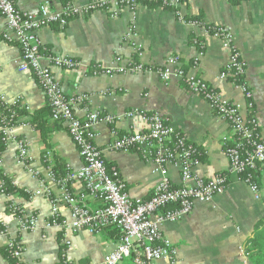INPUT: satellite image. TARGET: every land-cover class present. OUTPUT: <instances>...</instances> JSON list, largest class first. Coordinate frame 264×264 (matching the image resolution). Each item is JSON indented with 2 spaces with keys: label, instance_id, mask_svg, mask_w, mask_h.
Listing matches in <instances>:
<instances>
[{
  "label": "crops",
  "instance_id": "1",
  "mask_svg": "<svg viewBox=\"0 0 264 264\" xmlns=\"http://www.w3.org/2000/svg\"><path fill=\"white\" fill-rule=\"evenodd\" d=\"M73 1L77 6H85L92 0ZM45 3L54 10L63 6V0H16L18 9L30 13ZM189 19H199L203 25H193ZM133 23L136 30L129 38ZM211 26L225 27L234 37V45L246 63V81L253 92L254 114L264 140V0H185L178 9L140 5L135 13L123 10L117 18L96 12L72 20L65 29L48 27L39 32L46 48L45 56L72 58L82 65L80 69L66 70L53 67L48 57L42 60L44 66L52 68L67 98L86 99V103L75 110L77 117L84 119L95 112L117 118L114 126L105 123L97 126L95 142L103 150L107 164L118 169L133 199H149L162 177L155 172L153 163L145 162L138 154L110 149L115 139L113 130L118 136L145 133L148 124L141 113L160 114L201 150L204 157L193 172L206 179L228 170L223 139L232 138L233 133L229 124L216 117L203 98L192 94L178 79L165 83L156 72L113 76H94L91 72L99 66L103 69L118 67L114 64L118 57L122 58L123 65L154 67H161L169 58L177 57L187 75L204 80L223 97L240 104L243 113L248 114V101L241 90L229 79L221 78L229 54L222 41L208 33ZM6 32L5 20L0 15V97L8 103L19 101L30 115L49 109L36 78L19 71L22 52L19 46L4 40ZM198 39L204 42V53L194 44ZM194 60L198 61L197 68L191 65ZM131 112L139 114L128 116ZM29 120L30 116H24L12 129V134L28 145V167L19 161L16 143H8L0 169L15 187L34 193L39 190L35 174H45L43 157L46 153H51L53 166L57 158L63 165L80 170L83 161L65 124L50 120L52 132L47 146L41 132L34 129ZM168 177L174 186L181 185L179 167L170 168ZM258 185L259 199L241 177L233 175L227 190L210 204L196 203L192 214L181 222L164 224V237L178 249V264H245L247 242L264 219V173L258 178ZM72 190L76 196L84 195V187L79 182L72 184ZM84 202L92 210L101 207L100 202L91 197ZM12 205L20 207L27 215L38 216L43 223L50 219V202L44 197L26 199L0 195V264H10L3 251L9 236L18 234V221L10 211ZM60 212L65 219H71L67 205H60ZM3 228L8 229L7 236L1 233ZM119 235L121 233H115L114 229L98 234L81 231L72 237L70 258L78 264L101 262L117 247ZM21 239L26 249L23 264H60L61 237L57 230L41 229L25 233Z\"/></svg>",
  "mask_w": 264,
  "mask_h": 264
},
{
  "label": "built area",
  "instance_id": "2",
  "mask_svg": "<svg viewBox=\"0 0 264 264\" xmlns=\"http://www.w3.org/2000/svg\"><path fill=\"white\" fill-rule=\"evenodd\" d=\"M185 0H92L85 6H77L73 0H63L60 10H54L49 3L42 4L36 12H24L18 9L16 0H0V15L6 23L7 32L4 40L19 46L22 52L20 72L32 74L52 109V119L67 126L69 136L77 147L83 161L80 170L66 166V175L58 178L53 169L51 153H46L45 174L35 176L39 179V190L30 193V198L41 196L50 202V219L41 222L38 216L27 215L16 206H10V211L18 221V234L9 236L5 249L18 264H23L25 247L21 236L25 233H35L39 230L55 229L61 237L60 264H78L70 258L73 249L72 237L88 231L98 234L108 228H116L121 237L117 247L108 253L101 262L88 264H178V249L166 239L162 226L167 223H179L192 214L196 203L210 204L218 195L227 190L233 175L241 177L259 199V185L250 172L260 169L264 173V140L260 132V124L254 114L255 104L253 92L246 81V63L234 45V37L225 27L211 26L208 33L222 41L223 48L229 54L226 66L227 72H222L221 78H243L233 85L243 93L248 101L249 113H243V107L223 97L218 90L200 78L187 75L177 57L169 58L161 67L144 66L128 63L123 65L121 57L116 58V68L103 69L100 66L92 72L98 76L116 73L138 74L156 72L165 83L173 79L182 81L194 95L203 98L216 117L226 121L233 133L232 138H224L225 154L229 160L226 172L206 179L194 174V168L199 165L195 159L198 148L189 141L187 136L173 127L158 113H141L148 124L145 133H126L118 136L113 130L114 142L110 149L118 152L136 153L145 162L155 166V172L162 177L152 196L145 199H133L129 196L127 184L116 167H110L103 156V150L96 145L95 129L101 123L114 126L117 118L111 115L100 116L90 112L84 119L77 117L75 110L86 103L83 97L67 98L56 81L51 67L43 65L46 48L39 38V32L44 28L58 27L65 29L77 18L89 16L96 12L108 13L111 18L119 17L121 11L130 10L135 13L140 5L158 4L160 7L178 9ZM228 2L241 0H223ZM201 26L200 22H192ZM127 37L134 35L136 25L133 23ZM141 49L140 47L138 48ZM53 67L66 70H76L82 67L80 61L67 57H48ZM198 67V61L191 64ZM1 98V97H0ZM6 105H16L19 101ZM139 114L131 112L128 116ZM1 134L8 143H16L18 159L22 164L29 165V149L26 142L18 140L11 127L0 117ZM179 167L181 185L174 186L170 181L169 169ZM79 182L84 187V195L76 196L72 184ZM2 189V182L0 181ZM1 195L6 196L2 191ZM98 200L101 207L92 210L84 202L85 198ZM60 205H67L71 210V219H65L60 212ZM1 233L9 234L7 228Z\"/></svg>",
  "mask_w": 264,
  "mask_h": 264
},
{
  "label": "trees",
  "instance_id": "3",
  "mask_svg": "<svg viewBox=\"0 0 264 264\" xmlns=\"http://www.w3.org/2000/svg\"><path fill=\"white\" fill-rule=\"evenodd\" d=\"M147 6L149 7H159L160 5L158 4H148ZM168 9V8H165ZM171 9V8H169ZM188 22H202L199 19H189ZM194 44L197 46L199 51L201 53L205 52V45L204 42L201 40H197L194 42ZM96 68L92 70L94 72ZM91 72V73H92ZM224 72H227V69L224 70ZM239 84L243 81V78H230V81H234ZM46 114V115H45ZM30 116L29 124L39 132H41L43 136L44 142L49 145L50 141V132H52L51 129V124L50 120H52V109L51 107L46 110H41L38 112L33 113L30 115L25 107L19 103L16 105H6L0 98V117H2L7 125L11 127H16L21 119L24 116ZM55 124L61 125L63 124L62 122L58 121H53ZM8 142L5 140L2 134H0V162L2 160V155L5 152L7 148ZM203 154L201 150L198 148V155H196L195 159L199 162V164L202 162L203 159ZM46 159L47 157L44 155L43 157V162L46 164ZM56 165L54 166V173L58 178L64 177L66 175V166L62 164V162L55 158ZM253 176L255 181L258 183V178L261 175L260 169L255 170L254 172H250ZM246 174H243L241 177L244 179ZM0 181L2 182V189L0 188V195L1 192L3 191L6 196H20L26 199L30 198V194H28L26 191L19 189L15 187L11 180L4 174V172L0 169ZM108 229H114L115 233H120V231L116 228H108ZM106 229V230H108ZM121 237L119 235L118 239ZM246 262L245 264H264V219L259 222V224L256 226L254 233L252 237L248 240L247 246H246ZM4 257L10 262V264H18L10 254V252L5 249L3 251Z\"/></svg>",
  "mask_w": 264,
  "mask_h": 264
}]
</instances>
